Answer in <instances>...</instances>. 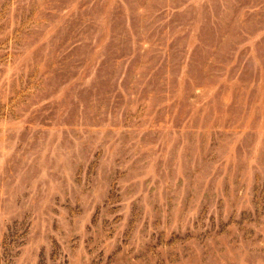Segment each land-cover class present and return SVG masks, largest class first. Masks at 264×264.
<instances>
[{
	"label": "rangeland",
	"instance_id": "obj_1",
	"mask_svg": "<svg viewBox=\"0 0 264 264\" xmlns=\"http://www.w3.org/2000/svg\"><path fill=\"white\" fill-rule=\"evenodd\" d=\"M0 264H264V0H0Z\"/></svg>",
	"mask_w": 264,
	"mask_h": 264
}]
</instances>
